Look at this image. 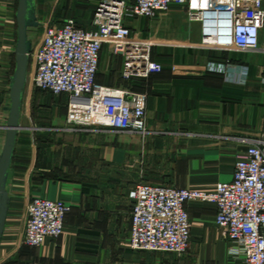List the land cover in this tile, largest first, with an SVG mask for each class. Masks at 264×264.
Listing matches in <instances>:
<instances>
[{"label":"crops","instance_id":"crops-1","mask_svg":"<svg viewBox=\"0 0 264 264\" xmlns=\"http://www.w3.org/2000/svg\"><path fill=\"white\" fill-rule=\"evenodd\" d=\"M16 1L0 0V154L15 68L11 20ZM33 1L35 13L42 0ZM140 18L130 26L133 31L141 34L148 24L151 31L162 28L166 33L159 45L163 51L151 54L161 70L146 75L138 90L132 89L147 95L145 137L104 126L66 127L68 95L36 88L28 100L38 108L34 116L47 123L23 129L19 119L4 182L0 264H246L215 223L216 206L200 200L185 204L190 238L183 254L131 249L128 192L137 181L123 174L145 172L152 184L200 190L230 181L237 156L248 144L264 148V51L237 55L199 46L200 23L190 21L181 6H171L148 21ZM103 49L109 51L106 44ZM121 69L122 63L102 68L99 60L96 82L125 87L108 76L110 70L116 74ZM63 95L64 104L56 102ZM169 152V163L162 164L164 156L158 154ZM33 197L71 205L62 234L45 239L40 247L21 239Z\"/></svg>","mask_w":264,"mask_h":264},{"label":"built area","instance_id":"built-area-1","mask_svg":"<svg viewBox=\"0 0 264 264\" xmlns=\"http://www.w3.org/2000/svg\"><path fill=\"white\" fill-rule=\"evenodd\" d=\"M262 2L99 0L93 30L81 28L73 19L60 25L42 24L28 53L29 85L55 95L67 94L69 123L142 133L146 129V93L96 82L102 46L106 44L110 53L124 55L126 70L129 59L136 63L133 74L159 72L161 65L150 55L151 41L127 22L139 17L152 19L171 6H181L190 21L200 23L199 46L264 51ZM128 197L131 249L183 254L190 238L185 204L200 200L216 206L215 223L236 245L246 264H264V148L259 144H248L237 156L232 179L218 181L212 190L140 183L129 190ZM70 209L63 200L31 198L22 242L40 247L45 239L58 238Z\"/></svg>","mask_w":264,"mask_h":264},{"label":"rangeland","instance_id":"rangeland-1","mask_svg":"<svg viewBox=\"0 0 264 264\" xmlns=\"http://www.w3.org/2000/svg\"><path fill=\"white\" fill-rule=\"evenodd\" d=\"M96 1L97 0H42L41 4L39 6H37V8H35V20L38 22V24L36 26H29L28 30H27V35H28L29 41L32 43L33 41L36 40L37 36L40 35V33L42 31V26H43L42 24L43 23L53 24V23L62 22L63 20H66V19H73V20L77 21L83 28H90L91 26H94L93 11H94V6L96 4ZM263 3L264 2H262V6H263ZM14 6H15L14 7L15 9H14L13 13L14 12L16 13L17 1H16V4ZM15 13L13 14L14 16L12 17L11 23H12L13 30L15 31V33L17 35V24H16ZM160 14H163V12ZM136 19H132V20L128 21L127 23L132 27L136 26V24H138V22L140 21L139 19H137V20ZM140 19H145L146 21H148L150 18L146 19L145 17L144 18L141 17ZM141 29H142L141 34H140L141 37L151 41L150 55L152 54L154 56V53L157 52L159 49L162 52L163 46H159V45H162V41L166 35V33L164 32V29L160 28L159 30L154 32L153 29L151 31L148 24L146 26L145 25L142 26ZM149 33H151L152 36H154V37H152V36L150 37L148 35ZM155 37H156V40H155ZM261 46L264 47V30H263V35L261 38ZM233 52L237 55H244L250 51L249 50H242V49H233ZM125 60H126V57L124 55H122L120 53H117V55H116V54L110 53L109 51H106V49L105 50L103 49V51L101 52L100 66L102 68L109 67V66L115 67L119 63H122L121 71H119L115 74V72H114L115 70L114 71L110 70V72H108V76H110V77L115 76V78L118 81H121L122 83L126 84L125 87H123L124 86L123 85L122 87H119V88L126 89L129 91H133L132 89L138 90L139 88H141L142 85H144L146 83V78H145V76L133 74V72L135 71L134 69H136L135 67H137V66H135L134 64H136V63L130 61V59L127 62V67H128L127 69L130 71L126 70L124 68ZM28 77L26 78L25 93H24V98H23V103H22V108H21L22 114L20 116V122H21V126L23 127V129L25 128V129H31L32 130L38 126L39 127L43 126V124H45L47 122H44L45 120L39 118V116H34L39 111H38L37 106L34 107L33 102L28 100V98L31 97L32 93L36 90V88L30 87ZM46 95L49 96V94H46ZM65 99H66V95H63L62 97H60L58 99L56 98V100H57L56 102L64 104ZM63 110H64V107H63ZM64 119H65L66 127H70V128L71 127H94V126L82 125V124H78V123H69L66 119V112H65V118ZM97 127H99V126H97ZM146 133H147V127H146L144 132L140 133L141 137L142 136L145 137ZM144 155H145L144 159H146V156L148 154L146 153ZM152 155H157V154L153 153ZM161 155L164 156V158L162 159V164H168L169 161H167L166 159L169 158L170 152L169 153H160V154H158L157 157H161ZM123 175L126 178L136 179V181H137L136 185L140 184V183H142V184H152L153 183V182H150L146 179L145 172H143L140 175H137L133 171H129V172H126V175L125 174H123ZM153 185H156V184H153ZM30 200L31 199H29L28 202ZM21 239H22V237H21Z\"/></svg>","mask_w":264,"mask_h":264},{"label":"water","instance_id":"water-1","mask_svg":"<svg viewBox=\"0 0 264 264\" xmlns=\"http://www.w3.org/2000/svg\"><path fill=\"white\" fill-rule=\"evenodd\" d=\"M15 16L17 24L14 51L15 68L11 77L8 117L4 125L6 135L0 154V224L3 216L4 182L11 162L16 133L20 128L19 119L27 77L28 53L31 49V42L28 39L27 30L29 26H36L38 24L35 20L34 1L17 0Z\"/></svg>","mask_w":264,"mask_h":264}]
</instances>
